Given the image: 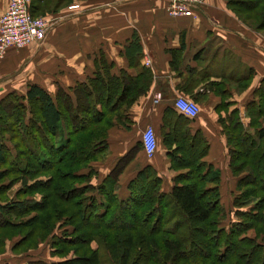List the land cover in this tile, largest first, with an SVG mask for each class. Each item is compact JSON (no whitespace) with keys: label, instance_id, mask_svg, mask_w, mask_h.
I'll use <instances>...</instances> for the list:
<instances>
[{"label":"trees","instance_id":"trees-1","mask_svg":"<svg viewBox=\"0 0 264 264\" xmlns=\"http://www.w3.org/2000/svg\"><path fill=\"white\" fill-rule=\"evenodd\" d=\"M226 2L242 22L264 32V0ZM30 11L37 16L33 5ZM125 54L137 71L134 76L125 70L112 74L101 54L94 77L74 87V98L63 89L53 98L30 84L25 97L11 94L0 101V133L10 122L11 131L3 133L14 132L21 140L9 138L16 150L13 158L5 157L6 145L0 143V163H9L25 188L13 201L2 200L6 192L0 191V255L8 247L20 252L22 238L12 246L10 240L14 227L22 224L12 221V210L21 209L35 212L31 220L41 234L59 230L51 255L61 257L22 264H264V78L254 91L257 101L247 105L252 132L245 130L236 109L219 118L229 167L238 178L231 201L234 219L224 225L228 210L221 200L220 171L204 160L208 144L199 130L191 131L194 118L178 113L172 103L164 108L163 143L171 167L186 171L174 179L171 190L161 191L162 178L146 165L121 196L119 176L133 157L131 150L99 178L93 163L106 153L108 129L130 120L125 110L151 85L136 34ZM228 105L222 101L216 109ZM29 176H35L32 185ZM95 177L97 184L92 183ZM23 193L40 199L27 201Z\"/></svg>","mask_w":264,"mask_h":264},{"label":"crops","instance_id":"crops-1","mask_svg":"<svg viewBox=\"0 0 264 264\" xmlns=\"http://www.w3.org/2000/svg\"><path fill=\"white\" fill-rule=\"evenodd\" d=\"M71 4L79 7L69 9ZM32 5L35 14L52 19V25L42 41L6 51L0 61V101L11 94L25 97L30 84L53 98L60 89L74 98V87L94 77L101 54L112 74L125 70L134 76L137 71L130 66L125 47L136 34L140 63L150 69L151 85L125 110L130 120L108 129L106 153L93 163L100 165L99 178L131 150L133 157L119 176L120 184L126 186L139 169L151 165L162 178L161 191L169 192L186 169L171 167L163 143L164 108L178 94L191 99L196 95L200 111L190 129L202 133L208 144L204 160L220 171L222 203L228 197L232 201L238 178L229 167L219 118L236 109L245 130L253 131L247 105L257 101L254 91L264 78V32L242 22L226 0H206L192 16L170 15L166 0H31ZM6 6L7 0H0V16ZM187 86L190 89L184 91ZM222 101L229 103L228 108L218 111ZM148 126L156 138L152 155L137 146ZM119 193L126 194L122 188Z\"/></svg>","mask_w":264,"mask_h":264},{"label":"built area","instance_id":"built-area-1","mask_svg":"<svg viewBox=\"0 0 264 264\" xmlns=\"http://www.w3.org/2000/svg\"><path fill=\"white\" fill-rule=\"evenodd\" d=\"M168 13L172 16H192L200 12L206 0H166ZM71 4L69 9L78 8ZM31 0H7L4 13L0 16V61L11 48H22L31 43L45 39L51 27L52 19L45 16H34L31 11ZM159 95L156 96V100ZM174 107L184 115L195 118L200 111L199 105L191 98L178 94L173 101ZM143 148L152 155L156 147L154 130L148 126L141 135Z\"/></svg>","mask_w":264,"mask_h":264},{"label":"rangeland","instance_id":"rangeland-1","mask_svg":"<svg viewBox=\"0 0 264 264\" xmlns=\"http://www.w3.org/2000/svg\"><path fill=\"white\" fill-rule=\"evenodd\" d=\"M11 121L4 119V123L6 121ZM10 122H7V124L2 125L1 128L4 132V130H10L11 126L8 124ZM8 132V133H0V143H4L6 145V149L4 151L5 157L13 158L16 156V150L14 146L11 144L14 141H21L18 135H15L14 132ZM7 132V131H6ZM13 133V134H12ZM11 137L12 142L9 140ZM33 146V145H32ZM34 147V146H33ZM9 160V159H8ZM100 166V165H99ZM99 166H97L99 168ZM9 163H0V191L6 192L5 198L2 200H18L19 199V191L24 190V186L20 181L19 174L16 172H13L10 169ZM35 176L31 177L29 176L28 181L31 183H35L36 179H34ZM99 182V178L95 177L92 179L93 184H97ZM124 183H121L122 191L125 190ZM120 190V189H119ZM21 196L25 197V194L23 193ZM22 199V198H21ZM25 199H28L27 201H36L40 199V196L37 194L29 193ZM224 204H226L225 208L228 210L225 220H223V224L227 225L229 222L234 219L233 213L231 211L233 210L231 207V200L230 198H224ZM21 210V209H20ZM20 210H12L11 218L12 221L15 223H22L14 227L12 230L13 237L10 240V245L12 246V243L17 242L18 239L22 238V242L20 243L19 253L15 254L12 253L8 247L7 251L0 255V263L4 261L11 262L13 264H21L23 262L29 261V260H45V261H55L58 259H61L60 256H52L51 253V246L53 243V239L55 234H59V230L56 232L53 230L52 234H49L48 236H45L41 234L40 232L36 231V223H33L31 218L35 215V212H30L28 214H25V211ZM2 215L0 214V217ZM10 216V214H9ZM121 221H118L120 223ZM250 236L254 235L253 231H250ZM57 236V235H56ZM96 243L92 242L91 246L95 247ZM72 252L68 253V255H64L65 257L70 256Z\"/></svg>","mask_w":264,"mask_h":264}]
</instances>
